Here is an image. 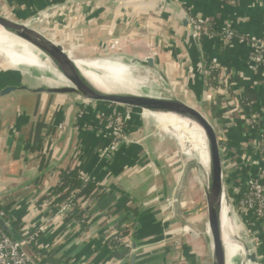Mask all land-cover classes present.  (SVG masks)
<instances>
[{
	"label": "crops",
	"instance_id": "obj_1",
	"mask_svg": "<svg viewBox=\"0 0 264 264\" xmlns=\"http://www.w3.org/2000/svg\"><path fill=\"white\" fill-rule=\"evenodd\" d=\"M50 6L49 0H0V13L53 35L78 59L121 56L116 59L138 66L155 78L153 93L210 117L223 145L226 182L241 190L252 177L264 181L257 153L264 72L249 68L244 44L223 48L217 39L195 40L187 19L193 13L211 19L217 30L230 25L237 35L264 38V0H72ZM46 11V19L34 20ZM212 59L228 90L209 92L202 70ZM4 70L0 89L16 78L27 83L14 67ZM110 112L75 94L19 91L0 97V206L10 207L9 220L26 230L43 226L36 246L55 264H128L130 248L113 249L108 238L117 226L129 228L130 244L136 225V264H211L206 186L193 152L179 146V155L169 129L131 113L126 139L102 155L109 141L101 115ZM152 126L163 133L155 135ZM73 168L101 187L100 199L86 202L85 231L55 215L47 199L60 171ZM193 170L198 184L188 183ZM124 207H137L138 215ZM258 240L264 264V237Z\"/></svg>",
	"mask_w": 264,
	"mask_h": 264
},
{
	"label": "water",
	"instance_id": "obj_2",
	"mask_svg": "<svg viewBox=\"0 0 264 264\" xmlns=\"http://www.w3.org/2000/svg\"><path fill=\"white\" fill-rule=\"evenodd\" d=\"M0 28L11 36L33 46L47 56L70 82V85H54L44 82L35 85L16 80L0 89V97L14 92L24 91L31 94L78 95L83 100L106 106L119 111H127L156 122H175L174 117L196 125L203 133L208 147L207 187L205 188L207 229L211 241V264L225 263V245L222 226V205L229 208V197L226 191L225 161L222 142L215 126L205 113L172 98H132L119 91H102L97 88L77 65L82 61L76 58L63 44L50 34L42 33L28 23H22L0 14ZM194 36V35H193ZM195 38V37H194ZM195 40H197L195 38ZM198 41V40H197ZM152 60L146 64L153 67ZM204 74V70H202ZM161 80H163L161 78ZM164 81V80H163ZM173 117V118H171ZM1 228L15 241L21 242V236L0 216ZM138 249V226L131 233L130 257L128 264H136ZM35 264L40 263L30 255ZM251 264H256L258 255L255 252L242 257Z\"/></svg>",
	"mask_w": 264,
	"mask_h": 264
},
{
	"label": "bare ground",
	"instance_id": "obj_3",
	"mask_svg": "<svg viewBox=\"0 0 264 264\" xmlns=\"http://www.w3.org/2000/svg\"><path fill=\"white\" fill-rule=\"evenodd\" d=\"M0 57L16 69L47 76L48 80L54 85H70V82L57 70L54 63L47 56L33 46L4 32L1 28ZM77 65L91 82L102 91L110 92L115 89L114 91H119V93H124L132 98H167L164 95L153 93V83L146 76L140 74L141 70L139 72L138 66L129 62L116 58H93L79 61ZM173 119L175 120L173 123H160L164 128L170 130L181 148L188 147L187 143H190L196 152H202L198 167L200 177L207 187L205 171L208 167V147L204 135L196 125L177 117ZM189 151L191 153L192 150L188 147V155ZM231 216V211L223 203L222 226L225 263L251 264L242 257H246L252 252V249L245 237L239 235L236 220Z\"/></svg>",
	"mask_w": 264,
	"mask_h": 264
},
{
	"label": "built area",
	"instance_id": "obj_4",
	"mask_svg": "<svg viewBox=\"0 0 264 264\" xmlns=\"http://www.w3.org/2000/svg\"><path fill=\"white\" fill-rule=\"evenodd\" d=\"M51 5L50 7H55L57 4L68 3L72 0H49ZM47 11L40 13L35 21L43 20L47 18ZM188 23L191 28V31L194 37L199 41L202 38L206 39H217L223 42L225 47L229 46L233 42H238L244 44L249 48V59L248 66L251 70L263 71L264 72V38L256 37H239L231 29L230 25L219 30L220 33H210L208 32L203 25L212 22L209 18H203L201 16L189 13L187 16ZM210 69V70H209ZM211 69L217 70L218 73L215 76L218 82V86L213 88L211 85L208 86L209 92H217L220 87L228 89L226 81L221 76V66L216 59H212L210 66L207 70H204V75L206 77L211 76ZM212 96L208 94L207 98L210 99ZM81 116V115H79ZM132 115L127 111H119L112 109L108 114H102L101 118L103 119V130L105 136L108 139L109 143L106 149L102 151V155L107 153H112L116 151L118 146L126 139L125 129L127 123L130 121ZM264 130L262 131V133ZM261 133V134H262ZM264 161V159L262 160ZM249 183L252 184V198L247 199L242 206L243 210L248 213L250 211L259 222V225L262 229L264 235V181L260 177L251 178ZM256 204V208L255 205ZM70 210L69 205L64 203L55 211V215L63 216ZM44 227L40 226L37 230H34L29 236V240L22 239L21 242H17L12 239L0 226V264H35L31 256L26 252L25 247L30 243V241H35L38 236L43 232ZM188 228H185V232L188 233ZM117 231L115 230L114 240L120 242L126 248H130V244L126 238H118L116 236ZM37 240L35 241L36 244Z\"/></svg>",
	"mask_w": 264,
	"mask_h": 264
},
{
	"label": "trees",
	"instance_id": "obj_5",
	"mask_svg": "<svg viewBox=\"0 0 264 264\" xmlns=\"http://www.w3.org/2000/svg\"><path fill=\"white\" fill-rule=\"evenodd\" d=\"M203 27L210 33H220L219 30L215 29L214 23L209 22ZM237 35V34H236ZM239 37L246 38L245 36L238 35ZM220 46L225 47L222 41H220ZM209 64H204V70H207ZM218 71L215 69H211L209 77L205 76V83L208 87L211 85L213 88L218 86L217 79L214 78L217 75ZM111 109V108H109ZM112 110V109H111ZM258 158L263 160L264 159V132L261 134L260 141L258 143L257 148ZM255 178V177H252ZM101 191V187L95 185L92 181L85 180L80 176L78 168L73 169H64L61 170L59 173V182L56 188L53 190L51 195L47 198L50 206L53 210L56 211L62 204L66 203L69 205L70 210L64 215L65 222L74 221L77 223V226L81 231H85L88 227V210L89 206L86 204L88 200H98L100 199L101 195L99 192ZM252 184L247 183L238 193L235 199V207L237 209H242V204L247 201V199L252 198ZM255 208L256 204L254 203ZM9 206H0V216L1 218L8 223L24 240H29L30 234L34 232V230H26L23 226L18 222H13L9 220ZM124 210H130L133 213V216L136 217L138 215V208L136 207H124ZM248 213H251L248 211ZM257 234L264 237L262 229L259 225V222L256 225ZM117 231L116 236L118 238H125L129 232V228H124L117 226L115 228ZM115 235V234H114ZM114 235L108 238V243L111 245L113 249H127L124 248L121 243L114 240ZM39 237V236H38ZM38 240L35 239V241ZM35 241H30V243L25 247L26 252L31 255H35L36 258H39L40 261L44 262L45 264H55L50 259L45 257L41 251L37 249ZM66 264V263H65Z\"/></svg>",
	"mask_w": 264,
	"mask_h": 264
},
{
	"label": "rangeland",
	"instance_id": "obj_6",
	"mask_svg": "<svg viewBox=\"0 0 264 264\" xmlns=\"http://www.w3.org/2000/svg\"><path fill=\"white\" fill-rule=\"evenodd\" d=\"M2 14V13H0ZM4 15V14H2ZM107 55V54H105ZM103 55L99 56V57H102ZM111 57H114V56H111ZM116 58H122L121 56H115ZM95 58H98V57H95ZM11 68L13 69V66H11L10 64H8L7 62H5L1 57H0V72H4V68ZM17 73L19 74L20 76V79L22 81H25L27 83H31V84H35V85H38L42 82L46 83V84H52L49 80H48V77L47 76H44L42 74H38V73H30L29 71H21L20 69H16L14 68ZM141 70V72H140ZM210 70V69H209ZM139 72L140 74L143 76H148L150 77L149 80L150 81H154L155 78L152 77L148 74H146L141 68H139ZM215 78V77H214ZM158 79V78H157ZM160 80V79H159ZM229 89V88H228ZM227 89V90H228ZM208 96V95H207ZM206 99V98H205ZM206 101H208L206 99ZM188 102V101H187ZM190 104V103H189ZM93 105H96L93 103ZM207 115V114H206ZM207 117L210 119V117L207 115ZM157 124L161 125L160 122H157ZM162 126V125H161ZM155 126H152V132L155 133V135H161L163 133V131L159 128V127H156L154 129ZM216 129V127H215ZM165 131H167V129H165ZM217 133H218V136H219V130L217 129ZM167 137H171L169 138L170 140L174 141V144L176 145V148H178V154L181 155L180 153V147L177 143V141L170 135L166 134ZM176 141V142H175ZM188 147L191 148L192 152H193V156L195 157V161L196 163H200L201 162V158L200 156H202V152H196L193 147H192V144L190 143H187ZM188 147H182L184 152L187 154L188 153ZM197 154V155H195ZM197 156V157H196ZM191 169H195L194 167H191ZM193 175L191 176V178L188 180V183H190L191 181H193V183H196L198 184L201 179L199 178V172L193 170ZM205 177L207 176V170L205 171ZM228 182V181H227ZM226 182V191H227V195L229 197V210L231 211V215L235 218L236 220V223H237V231L239 233V235H242L243 237H245L246 241L249 243L250 245V248L252 249L251 251L257 253L258 255V250H257V247H258V242H259V236L257 233V229H256V225L258 223L257 221V218L252 214V213H247L245 212V210L243 209H237L236 210V207H235V199H236V196L238 195V193L240 192V188H235L233 187V185L228 182ZM231 216V218H232ZM261 259L258 255V260L256 262V264H261L260 263Z\"/></svg>",
	"mask_w": 264,
	"mask_h": 264
}]
</instances>
